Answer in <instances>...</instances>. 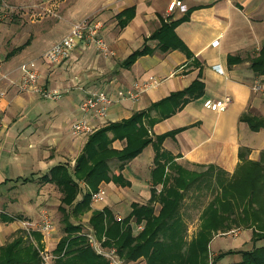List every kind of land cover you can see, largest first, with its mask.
<instances>
[{
	"label": "crops",
	"instance_id": "0c3cea01",
	"mask_svg": "<svg viewBox=\"0 0 264 264\" xmlns=\"http://www.w3.org/2000/svg\"><path fill=\"white\" fill-rule=\"evenodd\" d=\"M172 1L175 0H45L44 3L42 0H0L7 8L16 7L15 29L19 43L13 49L23 46L10 58L7 55L13 49L4 54L0 76L9 74L11 80L18 82L21 77L19 67L26 65L39 72V85L61 93L58 99L48 100L36 94H18L15 86L0 81V90L5 91L0 100V249L21 238L24 245L37 250L43 264H57L56 247L65 236L64 230L61 233L59 228V217L53 214L50 235L37 232L27 235L20 229L15 230L10 201L19 197L22 201L20 209L23 208L22 204L26 202L21 199L20 191L34 182L39 183V178L49 175L54 166L65 165L72 169L83 150L86 139H75L70 127L80 118L79 106L86 96L82 95V89L90 80L83 78L76 82L75 73L79 71L78 66L87 67L93 60L85 56L80 63L73 64L68 60L54 65L41 56L53 43L66 36L73 24L90 15H98L104 40L119 61L118 69L94 72L97 91H106L113 100L104 118L94 120L89 117L95 131L128 119L136 112L146 111L152 104L185 90L198 80L204 85L203 95L154 124L149 130L150 137L181 129L173 137H167L162 148L183 167H201L206 171L213 166L232 174L243 160H259L264 151V129L251 132L240 118L245 113L264 116V92L252 90L256 80L264 88V76H256L250 69L251 60L264 44V0H176L186 10L176 7L168 11ZM129 9H133V14L126 20L121 14ZM3 11L0 7V12ZM42 11L48 15L36 16ZM175 20H181L174 32L188 53L179 49L167 53L155 49L152 54L137 58L129 68L122 67L128 56L139 50L160 27L161 21ZM30 29L33 32L28 31ZM4 37L3 33L0 43ZM146 42L151 48L156 45L155 41ZM134 44L138 46L136 49L131 47ZM150 78L158 82L155 87L138 94L136 99L124 98L126 92H138L132 88L135 83ZM225 97L230 98V103L221 112H212L202 106L206 99ZM123 147L124 141L112 143L115 150ZM70 155L72 159L67 161ZM153 158L154 149L149 145L125 163L121 171L130 185L101 183L98 187L105 189L104 200L101 203L90 201L89 209L82 213L73 214L72 209L75 203L81 202L87 190L84 183L77 182L79 193L71 207L61 204L62 193L53 183H42L45 185L39 190L46 194L45 205H49L51 213L61 212V208L66 210L70 214V223L81 226L83 233L93 230L89 220L95 211L106 208L115 220L116 217L123 219L131 211L132 203L147 202L152 188ZM109 166L112 174L118 173L117 161L112 160ZM36 199H39L38 205L44 201L43 196ZM138 226L142 227L132 223L134 232ZM15 231L19 235L13 234ZM46 254L53 257L47 263L42 258ZM126 264L145 262L139 259Z\"/></svg>",
	"mask_w": 264,
	"mask_h": 264
},
{
	"label": "trees",
	"instance_id": "16d2710c",
	"mask_svg": "<svg viewBox=\"0 0 264 264\" xmlns=\"http://www.w3.org/2000/svg\"><path fill=\"white\" fill-rule=\"evenodd\" d=\"M132 14L133 9H129L121 16L128 20ZM180 21H161L160 27L153 31L139 50L128 56L122 67L129 68L137 58L150 55L155 49L164 53L177 49L188 53L174 32ZM146 41H155V47L151 48ZM22 48L13 49L7 57ZM250 69L256 76H264V44L251 60ZM203 93V83L194 81L185 90L152 104L146 111L136 112L128 119L97 129L88 136L72 169L65 165L54 166L49 175L40 180L42 183H53L62 193L61 204L67 207L72 206L79 193L77 182L84 183L87 190L81 202L75 203L72 209L73 214L82 213L89 209L90 195L101 183L129 186L130 183L121 174L125 163L152 145L154 167L150 174L152 188L147 202L132 203L131 211L121 222L116 221L106 208L93 212L89 220L97 237L105 239L103 245L115 248L124 263L142 258L146 264H210L208 246L213 234L243 229L251 232L250 249L220 253L211 264L230 255H238L240 260L228 264H264V151L256 162L243 160L229 176L213 166L196 173L175 163L162 148L163 141L181 129L150 137L149 130L154 124L170 117ZM151 113L155 116L152 117ZM240 121L246 123L251 132L264 129V116L245 113ZM116 140L124 141L121 150L112 148ZM112 160L119 163L116 174L111 173L109 163ZM157 186L160 188L157 189ZM192 188L197 191L207 189L213 197L199 215L196 236L186 242L181 207L186 192ZM61 212L65 236L56 247L57 264H107L89 247L81 226L70 223V214L66 210L61 208ZM132 223L141 224L142 230L134 232ZM0 264L43 262L37 250L17 238L0 249Z\"/></svg>",
	"mask_w": 264,
	"mask_h": 264
},
{
	"label": "rangeland",
	"instance_id": "374dc122",
	"mask_svg": "<svg viewBox=\"0 0 264 264\" xmlns=\"http://www.w3.org/2000/svg\"><path fill=\"white\" fill-rule=\"evenodd\" d=\"M44 2H45V0H42V3H44ZM0 7H2L4 10L3 12H0V36H2L3 33L5 34V37L2 39V41L0 43V65H3V63L5 62L3 60L4 54H7L11 49H13L15 46H17V44L19 42L17 41L16 29H15L16 16H17L16 15L17 12L15 11V10H17L16 7L12 6V7L7 8L8 6H6L4 4H0ZM45 13L46 12H43V11L38 12V13H36V16L43 17L44 15H48ZM93 17L98 20L97 22H99L100 24L102 23L97 14H93V15L89 16L90 19ZM36 18H37V20H39L38 17H36ZM28 31L33 32L32 29H30ZM101 34L103 36L102 32H101ZM103 38H104V36H103ZM55 43H53V44H55ZM131 47L136 49L138 46H135V44H134ZM48 49H46L43 53H45ZM85 56H87V57L90 56L92 58V60H93L92 61L93 63L91 62L92 65L88 63L87 67H84L83 65L78 66L77 70L79 69V71L75 73L76 82H77V80L79 82V80L83 79V78L90 80V83H88L87 87H83L82 95H86L87 92L93 93V92H96L97 90H99L98 86L95 84L94 72H101V69H104V70L107 69L108 72H111L114 69H118V63H119V61L117 59H115L116 56L114 54L109 58H104L93 47H91V46L83 47L82 45L78 46L72 52V54L68 60H70L71 63L76 64V63H80L79 61L82 58H84ZM82 63H85V60ZM111 68H113V69H111ZM100 90H102V89H100ZM102 92H104L106 95H108V93L106 91H102ZM17 93L21 94L19 92H17ZM255 93H258V92H255ZM110 100H111V103H110V105H111L113 103V100L111 98H110ZM79 112H80V106H79ZM80 114H81L80 118H77L71 124V127H70L71 132L70 133L75 139L76 138H78V139L85 138L87 140L88 136L91 135L93 132H95V129L91 134H89L87 136L75 135L72 132V125L75 122L89 117V116H84L81 112H80ZM1 117L2 116L0 115V128L2 126V118ZM71 159H72L71 155H70V158L69 157L66 158L67 161H71ZM184 168L187 169L188 171H193L196 173H198L200 171L203 172V170H204V168H201V167H191L190 168V167L186 166ZM229 175L230 174H227V176H229ZM39 180H41V178H39ZM32 184L33 185H30L28 188L19 192V194L23 195V197L21 199H24L23 201L26 202L25 205L22 204L23 208L20 209V206H21L20 203H22V201H20L19 197H16L17 199L15 198L12 201H10V204H13V206H11L12 210L10 213L15 218V221H16L15 230L16 231H17V229L18 230L20 229L21 231L24 232V229H23L24 224L37 223L45 216H47L48 219L53 222L54 221L53 214H56L57 218L59 217V219L61 220V217H62L61 212H59L57 210L56 212L51 213L50 211H52V210L49 208V205L48 204L45 205L48 201L46 199V194L44 195V193L40 192V190H39V188L43 187L45 184H42L41 181L39 183L34 182ZM53 190H56V189L53 188ZM104 192H105V189H104ZM45 193H47V192H45ZM105 195H106V192H105L103 198L105 197ZM38 196H43V199H44L43 203H40V205L37 204L39 199H36V198ZM212 197H213L212 192L207 190V189H204V188H202L200 191H197L194 188H192L191 190L186 192V196L183 200V204L181 207V215H182L183 221H184L185 226H186V232H185L186 242H189L191 239H193L196 236V234L199 230V224H200L199 215L202 212V209L212 199ZM3 200H5V198H3ZM103 200H101L97 203H101ZM34 201H36L35 205L33 204V203H35ZM6 203H9V201H6ZM28 203H29V205H27ZM156 207L158 208V205ZM23 209L28 210L27 212H29V213L26 214L25 210L23 211ZM20 210H22L23 212ZM60 220H59L58 224H59V228H60L61 233H62L63 232V225L60 222ZM16 231L13 234L19 235V232H16ZM135 231H136V229H135ZM250 238H251L250 230L232 229V230L227 231V232H220V231L216 232L215 234H213V238L210 241L209 246H208L210 264L212 263V260L220 253L250 249V247H251ZM99 239H101V238H99ZM209 259L207 261H209ZM238 260H240V256L230 255V256H226V257L222 258L221 260L217 261L215 264H228V263L236 262ZM123 262H124V260H123ZM144 262H145V260H144ZM145 264H146V262H145Z\"/></svg>",
	"mask_w": 264,
	"mask_h": 264
},
{
	"label": "built area",
	"instance_id": "2783aa9c",
	"mask_svg": "<svg viewBox=\"0 0 264 264\" xmlns=\"http://www.w3.org/2000/svg\"><path fill=\"white\" fill-rule=\"evenodd\" d=\"M180 8L185 11V6L180 1H172L169 3L167 10L172 11L174 8ZM98 20L93 18H86L72 25L70 32L64 36L61 40L53 44L45 53L42 54L41 58L51 64H61L66 62L72 52L80 45L83 47H93L101 56L104 58L111 57L114 53L109 48L101 34V24ZM21 72L20 81L15 82L10 79L9 74H3L0 76V81H5L8 84L15 86L19 93H31L41 96L43 99L56 100L60 96L57 90H48L43 86L39 85L40 74L37 70L29 69L26 65L19 67ZM158 82L154 78H150L147 81L135 83L132 88L138 91L136 94L132 92H126L125 97L129 99H136L138 94L150 90L155 87ZM252 90L254 92H264L263 86L260 85L259 81H254ZM5 91L0 90V100L4 97ZM111 103L110 97L102 91H96L93 93H87L83 102L80 105V112L84 116H89L94 120L104 118L107 113V109ZM230 103V98L225 97L220 100L206 99L203 101V108L212 112H221L227 108ZM88 118L79 120L72 125V132L75 135L87 136L91 134L95 126ZM105 192L102 187H98L95 192L90 195V201L97 203L103 199ZM120 217H116V221L121 222ZM25 234H31L37 232L42 235H50L53 229V222L48 219L47 216L43 217L37 223H27L23 225ZM142 230L141 226L136 227V231ZM89 247L93 251L101 256L107 264H125L123 260L117 254V251L113 247H105L104 238L99 239L93 230H85L83 232ZM43 261L47 263L48 260L52 259V256L43 255Z\"/></svg>",
	"mask_w": 264,
	"mask_h": 264
}]
</instances>
